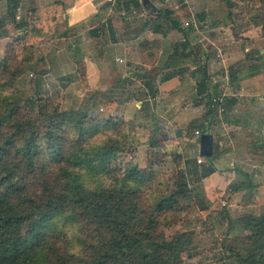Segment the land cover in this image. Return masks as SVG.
<instances>
[{
  "label": "trees",
  "instance_id": "trees-1",
  "mask_svg": "<svg viewBox=\"0 0 264 264\" xmlns=\"http://www.w3.org/2000/svg\"><path fill=\"white\" fill-rule=\"evenodd\" d=\"M115 2L124 10L131 5L140 7L138 0ZM260 2L262 8L250 15L248 23L264 38V0ZM16 9V3L9 7L13 17ZM56 12L49 6L30 9L27 22L15 25L25 29V37H15L0 59V264H183L182 255L191 246L184 233L166 237L160 216L175 210L192 178L204 179L217 172L213 161L218 146L213 145L208 164L186 159L182 186L149 211L144 186L151 174L127 165L114 167L129 147L124 120L109 117L98 124L94 115L84 111L60 110L55 102L57 92H51L45 78L50 68L43 58L33 60L34 43L53 39L49 18ZM160 15L157 13L155 19ZM152 27L160 31L161 25ZM169 28L183 38L170 46L171 53L161 67L143 72L141 90L150 100L158 94V74L166 81L181 73L169 70L194 67L192 73L200 74L197 99L206 107V126L201 134L206 133L213 117L224 119L233 103L212 101L220 93L217 86L209 88L207 54L205 47L192 44V26L182 28L172 19ZM104 29V24L96 28L100 33ZM24 38L19 56L13 41ZM151 46L157 47L154 43ZM25 72L31 75V94L23 99L13 92L12 85ZM230 75L236 78L235 73ZM180 138L179 132L175 138L151 137L148 143L154 149ZM210 203L198 200L201 212L222 209L220 204ZM236 223L242 231L236 238L242 250H228L240 264H264V212L258 217H241ZM68 230L75 231L69 234Z\"/></svg>",
  "mask_w": 264,
  "mask_h": 264
},
{
  "label": "rangeland",
  "instance_id": "rangeland-1",
  "mask_svg": "<svg viewBox=\"0 0 264 264\" xmlns=\"http://www.w3.org/2000/svg\"><path fill=\"white\" fill-rule=\"evenodd\" d=\"M212 1L223 3V0ZM227 1L235 5L231 6L233 9L230 14L236 18L235 20L230 18L223 31L228 37H233L234 42L220 41L219 46L228 48V45L239 44L237 47L239 50L241 47L243 50L247 46L251 48L244 61L252 72L251 79L248 80L251 92L255 89V94L259 96L260 93L264 94V74H262L264 53L259 56L256 51L260 49V44L264 47V40L248 41L239 33L250 30L258 36L259 32L250 28L248 18L257 14L262 4L260 0ZM181 4L180 2L181 22H189L187 5L184 4L186 7L183 9ZM136 15V12L124 15L126 21L121 16L120 22L116 23L119 32L126 22L132 24V19ZM185 22L183 28L187 27ZM210 26V23L206 27L193 25L194 30L197 27L196 31L199 33L207 32ZM128 27L124 28L126 29L124 35L119 33V39L111 40L109 43H105L101 37L91 38L84 34L69 39L36 41L33 60L43 58L50 68V73L45 78L51 92H57L55 102L60 110L84 111L88 115H94L98 124L109 117H119L124 120L127 132L130 134L125 141L129 147L116 159L114 167L123 169L127 165L134 170H143L151 174L145 183L144 194L147 209L152 211L160 199L182 186L181 175L184 174L185 158L193 156L195 149L199 147V141L193 139L192 134L194 129L200 132L205 129L206 107L198 102L196 94L200 74L195 73L191 76L189 71L192 70L189 68L183 72L186 74L182 73V83L176 85V89L170 91L171 94L164 93L147 100V94L145 95L141 90L140 77L146 69L154 72L164 64L166 51L176 39L173 37L174 39L167 41L162 47L164 52L156 55V49L160 47L152 46L146 49L148 46H143L146 42L143 35L136 39L131 35ZM80 29L83 32L87 27L79 28L78 32L81 31ZM6 30L9 38L0 40V59L4 56L6 46L18 35V28L15 26L11 25ZM201 38L199 46L204 48L207 42L202 41ZM25 40L24 38L13 41L17 42L16 54L19 56L22 54L21 49ZM241 41L244 42L243 45L240 44ZM148 52H151L150 57ZM220 55H223L222 49ZM220 57L211 60L212 74L215 72L219 86L223 83L228 89L230 88L227 92L231 94L235 84L231 79V72H236V69L248 70V68L247 66L240 68L241 65L238 66L237 61L223 65ZM260 57L263 60H259ZM40 66L43 67L42 64ZM262 67V73L256 72L253 75L255 70L259 71ZM177 76L179 75H174L178 78ZM225 76L229 78L227 84H224ZM161 77V74L156 77L155 81L158 85L164 82L161 81ZM122 78H126L125 81L122 82ZM30 79L31 75L26 72L16 79L12 90L18 97L25 99L31 94ZM221 91L219 87L218 92L225 96V92L221 93ZM120 100L123 103H118ZM141 101L144 102L143 105ZM109 102L111 104L108 106ZM237 108L239 111H235V114L246 122L249 121L246 128L224 126L220 123L222 116L213 117V123L206 129V133L213 136V145L219 148L217 157L213 161L217 172L204 179L192 178L187 183L186 192L181 193L184 194V198L180 199L175 210L166 211L160 216L166 237L184 233L186 241L191 246V249L182 255L183 264H240L228 250L241 249L236 238L242 234V231L236 221L245 216L258 217L264 212V132H260L261 119H259L264 105L249 108L246 98L244 104L237 105ZM200 124L202 128L199 127ZM179 132L181 138L176 143L150 148L148 142L151 137L156 140H162L164 137L175 138ZM257 163L259 166H256ZM205 164L208 163L203 158L201 165ZM223 175H228L227 179ZM200 197L208 205H211L210 202L220 204L222 209L201 212L198 204ZM74 231L68 230L69 234Z\"/></svg>",
  "mask_w": 264,
  "mask_h": 264
},
{
  "label": "crops",
  "instance_id": "crops-1",
  "mask_svg": "<svg viewBox=\"0 0 264 264\" xmlns=\"http://www.w3.org/2000/svg\"><path fill=\"white\" fill-rule=\"evenodd\" d=\"M138 1L140 3V7H135L131 5L128 10H124L116 5L115 0H0V34H1L0 40L2 41L5 38H9V34H6L7 31L6 29L9 28V26L11 25L15 26L20 22H24V23L27 22V15L30 9L36 8V9L44 10V8L49 6L50 9L57 11L49 18L50 24L52 25L51 33L53 35V39L55 38L69 39L70 37H76L78 34H84L86 36H90L91 38L101 37L102 39L108 38V40L114 41L116 39H119L118 38L119 33H122V35H124L126 31V29L124 28L129 26L128 28L131 35H134L136 39H139L143 35V39L146 41L143 44L149 46L146 49L151 48L152 43H154L156 46H159L160 48L156 49L157 50L156 55L157 54L159 55L160 53L162 54L164 52L162 47H164V44L167 41L174 39L173 37H175L176 41L181 40L183 38V36L179 31L169 28L170 21L172 19L178 20L181 26L185 22L184 21L182 23L180 18L179 7L181 2L182 3L181 6L183 7V9L187 5V14H188L187 17L189 21H192V24L190 25L192 26V30L189 33V38L191 39L192 44L198 45L201 37H202L201 38L202 41L207 42V46H205V51L208 59L206 63H207L209 88L213 89L214 87L217 86V91H218L220 87L222 89L221 93L225 92L224 94L225 96H223L224 99L226 101L228 100L231 103H233L232 110L228 112V114L225 116L224 119L222 118L220 123L224 126H231L235 128H240V127L246 128L247 123H249V121L246 122L244 119L240 118L238 114H235V111L236 112L239 111L237 105H240L241 103L244 104V101L247 98V104L249 105V108H252L256 105L263 106L264 94L260 93L258 96V94H255V89L253 92H251L250 89V81L248 80L249 78L251 79L252 72L249 70L248 66L245 64L244 61V58H246L247 55H249L250 53L248 52L250 47L247 46L244 50L241 47V49L239 50L237 48L239 44L228 45V48H226L225 46L221 48V46H219L221 45L219 44L220 41H227V43L234 42L233 37L231 36L228 37V34H224L223 30H224V26L227 24V22H229L230 18L233 20H235L236 18L234 15L230 14V11H232L233 9L231 8V6H235V5H232V3L227 2V0H223L222 1L223 3H214L212 0H203V1L149 0L150 3L156 8V12L152 13V12H148L146 9L143 8L141 4V0ZM14 3H16L17 9L13 17L9 12V7ZM166 11H171L172 14H170L169 16H165ZM130 12H136L137 13L136 17H133L132 24L126 22L125 26H123L122 30L119 32L118 29L119 27L117 26L116 23L120 22V20L122 19L121 16L124 17V15H127ZM157 13L161 14L160 19L157 18L155 19ZM123 20L126 21V17H124ZM157 23L161 25L160 31H155L152 27V24H157ZM208 23H210L211 26L210 29L207 30V32L199 33L198 31H196L197 27L194 30L193 25L197 26L198 24V25H202L203 27H206ZM101 24H104L106 29H104V31L100 33L98 30H96V28H98V26H100ZM81 27L82 28L87 27V29L83 30V32L80 29L81 31L78 32L79 28ZM134 28H136V31H134ZM2 33H4L5 35ZM254 33L255 32H250V30H246L245 32H242V34L239 33V35H241V37L243 38L244 37L247 38L248 41H251L253 39L264 40V38H262L260 34H258V36H255L256 34L254 35ZM64 34H66L65 37H63ZM15 37H25V29H20L19 27L18 35ZM172 44H170V46ZM240 44L243 45L244 42L241 41ZM170 46L166 51L167 57L171 53ZM221 49L223 53L222 56L220 55ZM256 53H259V56L262 55V53H264V47H262L261 44H260V49L257 50ZM150 54L151 52H148L149 57ZM259 56L257 55V58ZM215 57H220L221 64L223 65H225V63H233V61H237V65L238 66L241 65L240 68L242 66L243 67L247 66L248 68V70L244 69L243 71L240 70L237 71L236 69V72H233L235 73L236 78L232 80L235 81L234 86L235 85L236 86L235 87L233 86V90L231 91L232 92L231 94L230 92H227L230 88L228 89V87L224 86L223 83H221V85L219 86L218 83L219 80L215 78V72L214 74H212L213 72L211 70V60ZM260 59L263 60L261 57L259 58V60ZM119 60L121 61L122 59L119 58ZM145 67L147 68L146 64ZM193 69L194 67L191 66L189 67V70H193ZM167 70L168 69H163V72H168ZM175 70H179V72L181 71V73H178L179 75L177 76L178 78L174 77L170 80L164 81L160 85L157 84L158 86L157 95L164 93L171 94L170 91H172V89H176V85L182 83L183 77L181 75L183 72H186V70L188 69H184L182 67L181 68L176 67L174 68V70H169V71H175ZM262 70L263 67L260 68L259 71L255 70L253 75L256 72L262 73ZM189 73L190 75L195 74L192 73V71L191 72L189 71ZM124 79L126 78H122V82ZM227 97L228 99H226ZM201 104L203 105V103ZM259 119H261L260 132L262 133L264 132V109L261 111ZM195 130L198 129H194V131ZM194 131L192 134L193 135L192 138L197 140L198 142L199 138L197 139L195 137ZM198 157H202L200 155L199 147L197 150L195 149V154L193 156L187 157L185 159H190V158L196 159ZM256 166H259V163H257ZM225 177L227 179L228 175Z\"/></svg>",
  "mask_w": 264,
  "mask_h": 264
},
{
  "label": "water",
  "instance_id": "water-1",
  "mask_svg": "<svg viewBox=\"0 0 264 264\" xmlns=\"http://www.w3.org/2000/svg\"><path fill=\"white\" fill-rule=\"evenodd\" d=\"M141 4L144 9L148 12L155 13L156 8L150 3L149 0H141ZM213 149V136L210 133H203L199 137V151L200 155L207 159L210 158L212 155Z\"/></svg>",
  "mask_w": 264,
  "mask_h": 264
},
{
  "label": "built area",
  "instance_id": "built-area-1",
  "mask_svg": "<svg viewBox=\"0 0 264 264\" xmlns=\"http://www.w3.org/2000/svg\"><path fill=\"white\" fill-rule=\"evenodd\" d=\"M190 23H192V21H189V22L186 21L185 22V25L186 26H189V25H191ZM225 78H226L225 84H227L228 81H229V78H228V76H225ZM212 101L214 103L221 104V103H224V97H223V95H219V96H216L215 98H213ZM222 112H223V109L221 108V105H219V107H218V114H221ZM194 135L198 139L201 136V132L199 130H195L194 131ZM202 160H203V157L202 158L201 157H198L197 158V163L198 164H201L202 163Z\"/></svg>",
  "mask_w": 264,
  "mask_h": 264
}]
</instances>
